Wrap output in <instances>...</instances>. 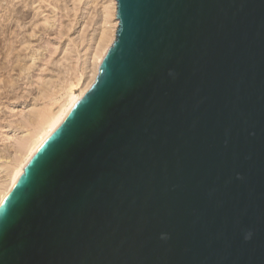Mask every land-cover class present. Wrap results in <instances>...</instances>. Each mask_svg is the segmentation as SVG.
Returning a JSON list of instances; mask_svg holds the SVG:
<instances>
[{"label":"water","instance_id":"water-1","mask_svg":"<svg viewBox=\"0 0 264 264\" xmlns=\"http://www.w3.org/2000/svg\"><path fill=\"white\" fill-rule=\"evenodd\" d=\"M116 18L0 204V264H264V0H116Z\"/></svg>","mask_w":264,"mask_h":264},{"label":"rangeland","instance_id":"rangeland-1","mask_svg":"<svg viewBox=\"0 0 264 264\" xmlns=\"http://www.w3.org/2000/svg\"><path fill=\"white\" fill-rule=\"evenodd\" d=\"M106 1L108 2V0H0L1 138H4L6 134H12L10 128L6 125L10 119L13 121L14 118L15 120L17 113L20 114V110H23L24 106L23 104H19V102L23 95L27 93V91L25 93L24 91L29 90L31 87L33 93L36 91L35 96L40 94L38 92L39 89L37 90L38 85L36 86L38 83L31 84V82H34L33 79L37 78L36 74H41L40 77L43 75L42 78H48L52 74L51 69H54L55 66H61L63 62H66L62 57L66 52L65 49L67 50V47L71 44L74 49L79 51L80 54L78 53V56H84H81L83 59L86 58L85 53L87 55L89 53L90 55L93 50L92 48H94L97 42L96 36L103 26L102 10ZM49 20V24L53 23L52 26L54 25L53 29L50 28L51 24H47ZM45 25L47 27L49 25L50 29ZM61 29H63L64 32L62 33L64 34H61ZM58 31H60V34ZM56 37L57 39L55 40ZM44 46L47 48L45 47V50L42 51ZM52 47H54V51ZM50 50L54 53L50 54ZM35 51H37L36 54ZM40 52L44 55L42 56ZM31 54L37 55V57L39 55L40 60H42H33L35 57L34 55L31 57ZM78 56L75 57L77 58ZM82 58L79 60L81 61ZM15 60H18V67H16ZM33 61L34 64L36 63L35 65L32 64ZM20 65H25L29 68L31 66L32 69L22 68ZM85 74L83 73L84 76H86ZM84 76H82L81 82L84 80ZM31 79L32 81H30ZM11 82L15 84L12 83L10 85ZM1 138L0 147H2L3 143H8L6 139L2 142Z\"/></svg>","mask_w":264,"mask_h":264},{"label":"bare ground","instance_id":"bare-ground-1","mask_svg":"<svg viewBox=\"0 0 264 264\" xmlns=\"http://www.w3.org/2000/svg\"><path fill=\"white\" fill-rule=\"evenodd\" d=\"M102 11L103 26L96 36L97 42L96 45H94V48H92L93 50L90 55L89 53L88 55L87 53H85L86 55L83 53L86 57L85 59H83L81 57L83 55L78 56L79 51L77 49H74L71 44L69 47H67V50L65 49L66 52L62 57L64 60H66V62H63L61 66H55L54 69H51L52 74L50 75V72V76H48V78L46 77L47 75L45 76L46 78H42L43 75L42 77H40L41 74H38L39 76L36 74L37 78L35 77L36 79H33L34 82H31V84L35 82L38 83L36 84V86L38 85L37 90H40H38L40 94H36L37 96H35L34 94L36 93V91H34L35 93H33V89H31V87L29 88V90L24 91V93L27 91L26 95L24 94L22 97L23 93L21 94L22 99L19 104H23L24 108L23 110H20V114L17 113V115L19 114L18 116L15 114V120L14 118L13 121L10 119L11 121L9 120L6 125L8 128H10L12 134H6L4 138L0 137L2 142L5 139L6 141L8 140V143H3L2 147H0V204L15 184L19 175L24 173V170L26 169L30 161L33 159V157L36 155L38 150L42 147L51 133L60 124L74 102L80 99V97L89 89V87L95 80L102 58L115 39V33L118 26V19L116 18V0H108V2L106 1ZM49 22L50 20L47 24H49ZM52 24L50 26L51 29H53L54 27V25L52 26ZM49 25L48 27L46 25L45 26L49 28ZM58 32L60 34V31ZM62 32H64L63 29H61V34H64ZM56 39L57 37L55 38V40ZM45 47L46 46H44V49L42 51L45 50ZM52 48L54 51V47ZM53 51L50 50V54L54 53ZM36 52L37 51H35V54ZM40 53L42 54V52ZM32 55L34 54H31V57ZM43 55L44 54H42V56ZM75 56L78 57L76 58ZM34 57L35 58H33V60H40L39 55L38 57L37 55H34ZM80 57L82 58L81 61L79 60L81 59ZM17 61L15 60L16 65L18 63ZM32 64L35 65L36 63L34 64L33 61ZM16 67H18V65ZM20 67L26 69L29 68L25 65H20ZM29 69H32L31 66ZM83 73H86V76H84ZM82 76H84V80L81 82ZM7 80L9 81L8 78ZM30 81H32V79ZM12 83L13 82H11L10 85H12ZM0 127L2 129V126Z\"/></svg>","mask_w":264,"mask_h":264}]
</instances>
